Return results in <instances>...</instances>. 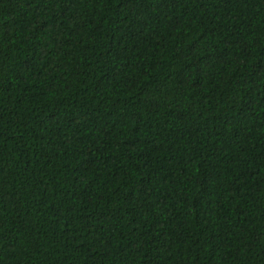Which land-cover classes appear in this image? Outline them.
Here are the masks:
<instances>
[{"label": "trees", "instance_id": "1", "mask_svg": "<svg viewBox=\"0 0 264 264\" xmlns=\"http://www.w3.org/2000/svg\"><path fill=\"white\" fill-rule=\"evenodd\" d=\"M0 264H264V0H0Z\"/></svg>", "mask_w": 264, "mask_h": 264}]
</instances>
